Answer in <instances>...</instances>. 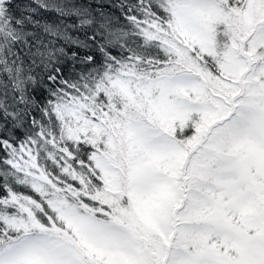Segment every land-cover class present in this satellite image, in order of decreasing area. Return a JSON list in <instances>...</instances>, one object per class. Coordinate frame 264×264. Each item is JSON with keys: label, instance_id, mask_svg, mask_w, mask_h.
Wrapping results in <instances>:
<instances>
[{"label": "snow or ice", "instance_id": "snow-or-ice-1", "mask_svg": "<svg viewBox=\"0 0 264 264\" xmlns=\"http://www.w3.org/2000/svg\"><path fill=\"white\" fill-rule=\"evenodd\" d=\"M0 264H264V0H0Z\"/></svg>", "mask_w": 264, "mask_h": 264}]
</instances>
